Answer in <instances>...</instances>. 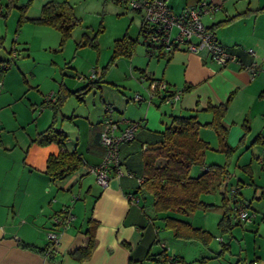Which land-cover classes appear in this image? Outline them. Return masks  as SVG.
Segmentation results:
<instances>
[{"label":"crops","instance_id":"0c3cea01","mask_svg":"<svg viewBox=\"0 0 264 264\" xmlns=\"http://www.w3.org/2000/svg\"><path fill=\"white\" fill-rule=\"evenodd\" d=\"M48 1L51 0H42L41 6ZM165 1L177 13L201 0ZM205 1L221 4L224 15L203 16L202 22L214 32L218 41L237 61L220 65L208 57L193 54L198 58L187 56L181 83L167 73L163 74L160 81L165 82L168 88L176 86V83L180 84L179 91L174 88V91L180 93L179 99L170 104L153 96L150 100L141 102L147 103L138 117L126 119L138 122L139 128L131 142L120 146L122 175L116 176L111 171L108 186L103 188L96 183L92 174L99 191L93 197L89 214L84 212L82 217L74 213L76 204L69 207L70 197L75 190L79 198L93 195L91 186L85 189V180L90 173L80 170L62 182L51 180L44 173L48 156L56 154L58 147L54 143L38 145L34 139L37 133L50 125L53 117L52 103L47 104L52 114L45 117V120L51 121L47 127H37L41 114L35 118V112L42 100H37L36 96L29 94L30 91L27 92L25 88L30 82L23 74L21 86L17 84L15 88L8 83L10 70L5 74L0 83V264H159L158 259L162 257L163 250L167 256L182 258L181 264H184L185 260L180 253H171L165 248L153 222L157 216L152 214L153 218L148 214L143 207L146 203L135 193L138 188L137 179L144 175L143 147L153 141L155 134L163 131L172 116L195 114L203 125L212 119L207 108L226 102L221 125L226 131L227 144L235 148L230 158L239 151L264 152V13L239 15L264 6V0H246V4H243L244 0L236 4H231L232 0ZM233 17L235 18L232 19ZM230 19L232 21L224 22ZM140 23L141 16L139 25ZM179 48L180 46L170 54L172 59ZM252 65L257 69L255 73L249 69ZM8 109L11 110L10 117L6 114ZM75 117L78 116L72 113L65 118L67 126L76 129L74 137L65 128L62 129L64 121L57 127L56 119L54 129L67 135L66 148L75 150L85 162L98 164L104 154L100 142L102 120L96 123L87 120V128L82 131ZM245 128L248 131L240 144ZM202 132L210 134L205 137ZM198 135L209 143L211 151L223 154L215 151L218 138L213 130L201 127ZM226 160L224 157V161L218 165L224 164ZM258 161L264 166V159ZM164 163L163 159L157 160L159 166ZM252 165L250 160L240 167V172L235 173L239 178L236 188L239 184L247 188L255 186ZM226 179L229 182L230 177ZM221 181L222 179L215 178L214 188ZM227 186L228 183L226 188ZM237 190V195L241 196L239 189ZM251 192L255 196L256 190L251 188ZM131 195L134 196L132 200ZM50 196H56L57 201H52ZM262 197L264 195L261 194ZM237 199L243 200V195L241 198L237 196ZM45 203L48 204L46 210L43 205ZM53 205L56 206L55 209ZM64 207H69L74 220L66 229L61 230L53 226L52 217ZM89 219L97 223L94 248L88 259L77 261L70 257V253L87 244L88 237L84 232L89 226ZM50 231L59 234V243L53 252L47 254L40 249L48 243L47 233ZM21 243L38 249L22 247Z\"/></svg>","mask_w":264,"mask_h":264},{"label":"rangeland","instance_id":"374dc122","mask_svg":"<svg viewBox=\"0 0 264 264\" xmlns=\"http://www.w3.org/2000/svg\"><path fill=\"white\" fill-rule=\"evenodd\" d=\"M53 1H66L71 7L73 17L77 20V25L62 44L61 35L56 29L28 20L39 16L42 0H14L11 4L9 0H0L2 12L0 15V38L2 39L0 60L10 63L7 70V72L10 70V73L7 78L13 88L18 86L17 84L21 86L23 74L30 82L25 88L27 92L30 91L29 94L36 96L37 100H42L35 112V118L41 114L37 120V127L40 125L47 127L51 121L45 120L48 114L49 117L52 114L45 99L49 94L54 95V98L60 96V91L64 104L56 118V123L59 127L60 122L64 121L62 129L65 128L71 137H74L76 129L68 127L65 118L72 113L78 116L74 119L82 131L87 128V120L96 123L103 120L105 116L135 119L141 111H144L147 103L133 102L136 95L142 96L145 100L148 99L149 84L153 80L162 79L165 73L181 83L186 70L187 56L198 58L194 56L195 54L188 52L184 45H180L173 59H169L170 61L167 59L171 53L161 52L162 56H160V52L153 51L147 54V50H152L143 43L144 38L139 34V14L115 0ZM239 1L242 0H232L231 4ZM243 4H246V0ZM215 14L224 15L221 9ZM21 16L28 19L18 27ZM124 35L136 41L132 56L113 57L114 44ZM194 66L196 67V63ZM93 73L97 74L96 80L90 79ZM88 82L92 83L88 84ZM178 83L168 90L173 91L176 87L179 91ZM66 93L67 96H64ZM163 109H166V106H163ZM6 114L10 117L11 110L8 109ZM80 117L85 119L82 120ZM206 134L210 133L202 132V136L208 137ZM224 157L223 154L209 150L205 154V163L221 164ZM258 159H264V152L239 151L229 159L228 169L231 176L225 194L232 207L233 196L230 194V189L236 188V182L239 179L235 173L240 172V167L251 160L255 183V186L251 188L256 190V194L254 196L251 188L240 184L237 189L241 195L238 197L241 198L243 195V201L250 205L248 211L254 214L252 221H242L229 231H222L218 225L223 213L222 193L219 189L202 193L200 201L212 206L207 209L199 208L189 216L172 213L170 215L210 233L212 238L209 243L205 246L200 241H187L173 237L170 231L163 228L164 223L160 217L165 214H159L158 219L153 222L159 230L157 235L164 241L165 248L171 253H180L185 260L184 264H253L252 262L264 264V197L261 198V194L264 195V166L260 165ZM200 173L201 169L198 167L191 168L189 172L193 177ZM87 177L85 189L91 186L93 195L84 198L83 191V196L79 198L75 190L70 197L69 207L76 204L74 206L76 216L79 214L82 217L84 212L89 214L93 197L99 191L92 174L90 173ZM54 197L50 196V199L57 201V197ZM142 201L146 203V206H150L149 197ZM43 205L46 210L48 204ZM55 207L53 205V209ZM148 211V214L153 216L149 208ZM219 238L222 242L218 240ZM221 244L229 245V249L219 254ZM200 260L203 261L200 262Z\"/></svg>","mask_w":264,"mask_h":264},{"label":"trees","instance_id":"16d2710c","mask_svg":"<svg viewBox=\"0 0 264 264\" xmlns=\"http://www.w3.org/2000/svg\"><path fill=\"white\" fill-rule=\"evenodd\" d=\"M12 1L14 0H9V4H11ZM1 13L2 12L0 11V15H2ZM250 13H264V6L256 10H248L239 15H247ZM138 14L140 15V13ZM26 19L28 18L21 16L18 21V27L24 23L23 21ZM232 19L224 22H230ZM28 20L39 25H46L56 29L61 35V44L70 36L71 31L77 25V20L73 17L71 7L66 1H48L41 6L38 17ZM148 29L149 28L143 25L141 21L139 26V34L144 38L143 43L153 50L148 40ZM1 43L2 39L0 38V47ZM135 43L136 41L129 38L127 35H124L122 38L116 40L113 49V57H131ZM81 44L83 45V43ZM223 48L225 49L224 46ZM147 51V54H151V52L153 53V51ZM159 54L162 56L161 53ZM170 58L171 55L167 60ZM9 65V62L0 60V83L8 70ZM252 66L255 68L254 65ZM252 66H249V68ZM255 70L257 69L255 68ZM89 83L92 82H88V84ZM86 87L88 88V85ZM86 87H84V89ZM60 93L61 95L57 96V98H54L53 95L50 101H45L47 104L52 103V121L45 130L37 133L36 138L34 139L38 145H48L51 143L57 145L58 152L48 156L44 173L51 180L58 182H62L71 174L80 171L85 164H90L85 162L75 150H69L66 148L65 143L67 141V135L61 130L54 129L56 115L64 104L62 100V92L60 91ZM64 96H67V93ZM226 107V102L218 106H209L207 110L211 112L212 119L210 122L203 125L200 124L195 114L172 116L170 123L164 126L163 131L155 134L153 141L143 147L144 175L141 178H144V181L141 185H138L135 193L139 194L142 200L146 199L147 197L150 198V206H146L145 204L143 207H145L147 211L149 208V210H151L153 214L157 216V219L159 214H165V216L160 217L164 223L163 228L165 230H170L173 233V236L177 239L200 241L206 246L212 238V235L202 228L193 227L189 222L179 220L176 217L171 216L170 213L189 216L199 208L207 209L212 205L200 201L201 194L208 193L214 189H219L225 181V178L230 177L228 158L230 159V155L235 151V148L227 144L226 131L221 125V120L224 117ZM102 122L100 124L101 130ZM134 123L138 124V122ZM201 127H209L217 135L218 145L215 151L222 152L225 155L227 160L224 164L218 165L214 163H205V154L207 151L212 149L207 141L199 137L198 132ZM247 131L248 128H245L244 134L239 141L240 144L242 143ZM159 159H163L165 162L161 166L157 165V160ZM193 167H198L201 169V173L196 177L190 176L189 174L191 168ZM111 171L115 173L114 170ZM215 178L222 179L216 188H214ZM226 191L227 188L222 193L223 213L218 224L222 231H229L233 226L240 223L233 220L234 211L233 207L230 205L229 199L225 196ZM237 196L238 195L236 194V197L233 198L232 204L235 201L243 202V200H238ZM87 223L89 226L84 232V234L88 237L87 244L83 247L73 250L70 253V257L77 261L88 259L94 248V231L97 223L91 219H89ZM21 245L25 248L38 249L32 245L24 243H21ZM221 245L222 248L220 249L219 254L229 249V245ZM53 250L54 249L52 248L50 242H48L44 248L40 249L41 252H47V254L53 252ZM161 255L162 257L159 259L165 258L167 256L164 250L162 251ZM172 258L174 261L179 262L180 264L183 262L182 258L180 257L172 256ZM202 261L203 260H200V262Z\"/></svg>","mask_w":264,"mask_h":264},{"label":"built area","instance_id":"2783aa9c","mask_svg":"<svg viewBox=\"0 0 264 264\" xmlns=\"http://www.w3.org/2000/svg\"><path fill=\"white\" fill-rule=\"evenodd\" d=\"M133 11L140 13L141 21L148 29V40L152 51L170 53L180 45H184L186 50L192 54L208 57L211 61L220 65L235 62L236 57L227 52L216 38L213 31L207 29L201 18L207 15H214L221 9V4L199 1L194 6L183 8L180 12H173L167 6L165 0H117ZM1 11V10H0ZM252 53V52H251ZM252 73L256 70L252 66L249 68ZM97 74L93 73L90 79H96ZM168 86L163 81H152L148 87V100L153 96H158L163 102L172 104L180 97L177 91L168 90ZM53 95L49 94L45 101H50ZM145 99L136 95L133 102L141 103ZM138 124L124 118L117 120L106 116L102 122L100 142L104 147V155L97 165L85 164L81 171L91 173L95 177L96 183L105 188L108 186L111 170L116 176L122 175L120 146L131 142L135 138ZM144 178H138L137 183L141 185ZM237 188H231L230 194L236 197ZM133 195L130 196L132 200ZM73 199H77L73 197ZM247 202L235 201L232 205L234 211L233 220L237 222H250L254 214L248 211ZM74 220L69 207H64L59 214L52 217L53 226L61 230L66 229ZM47 240L53 249L59 243V234L54 231L47 233ZM219 241L222 239L219 238ZM159 264H180L173 260L172 256H166L158 260ZM255 264V262H252Z\"/></svg>","mask_w":264,"mask_h":264},{"label":"water","instance_id":"95a60500","mask_svg":"<svg viewBox=\"0 0 264 264\" xmlns=\"http://www.w3.org/2000/svg\"><path fill=\"white\" fill-rule=\"evenodd\" d=\"M227 183H228V179H226V180L223 182V184H222V186H221V188H220V193H223V192H224Z\"/></svg>","mask_w":264,"mask_h":264}]
</instances>
